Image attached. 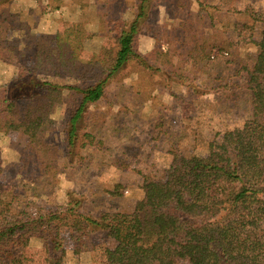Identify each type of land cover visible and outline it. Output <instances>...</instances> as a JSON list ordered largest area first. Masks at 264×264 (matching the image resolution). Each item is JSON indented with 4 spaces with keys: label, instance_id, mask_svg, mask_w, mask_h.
I'll list each match as a JSON object with an SVG mask.
<instances>
[{
    "label": "trees",
    "instance_id": "1",
    "mask_svg": "<svg viewBox=\"0 0 264 264\" xmlns=\"http://www.w3.org/2000/svg\"><path fill=\"white\" fill-rule=\"evenodd\" d=\"M10 1L0 0V11ZM159 2L209 8L202 0H134L129 17L109 19L114 39L109 57L75 56L73 40L57 35L47 53L36 44L28 57L30 66L19 54L15 73L2 86L0 123L4 129L18 132L31 151L47 148L45 153L51 154L45 135L54 125L55 104H63L60 135L65 159L78 165L83 150L91 145L84 132L89 107L105 97L107 87L127 64L136 63L161 76L168 88L175 83L188 87L191 96L205 92L170 61L167 52L156 47L145 54L136 49V38ZM246 12L251 20L245 26L261 25L253 41L255 52L236 57L228 75L229 84L249 96L251 109L242 124L223 130L204 154H173L157 178L143 181L142 195L129 212L85 211L73 192H67L61 212L41 211L32 201L16 208V195L7 198L9 186L0 180V264H25L24 249L34 236L43 240L46 264H63L66 249L58 220L66 218L74 247L81 248L84 238L95 231L111 241L104 248L103 264H264V11ZM189 19H184L188 26ZM185 23H181L182 31ZM189 28L199 38L205 37L197 28ZM223 41L194 39L195 47L203 45L195 60H208L213 47L226 51L231 42ZM62 78L73 82L57 80ZM170 90L171 96L183 101L182 93ZM35 159L38 163L42 156L37 154Z\"/></svg>",
    "mask_w": 264,
    "mask_h": 264
},
{
    "label": "rangeland",
    "instance_id": "2",
    "mask_svg": "<svg viewBox=\"0 0 264 264\" xmlns=\"http://www.w3.org/2000/svg\"><path fill=\"white\" fill-rule=\"evenodd\" d=\"M202 1L208 9L196 3L177 7L172 2H159L138 34L135 47L145 54L156 47L167 52L170 61L201 84L205 92L191 96L188 87L169 83L170 89L184 95L183 101H177L161 76L136 63L127 64L107 87L105 97L89 107L84 132L91 145L83 150L78 165H70L65 159L60 135L65 118L63 104H55L54 125L45 135L51 154L45 153L47 148L31 151L24 137L16 131H6L0 123V180L9 186L7 198L16 195V208L32 201L41 211L61 212L67 192H73L82 200L85 211L129 212L142 195L143 181L157 178L173 154H204L223 130L242 124L250 113L249 96L245 90L231 86L228 75L236 57L255 52L253 41L261 25L256 23L250 28L244 22L251 20L246 11H264V0ZM133 4L134 0H12L3 5L0 98L2 86L15 73L14 62L19 54L20 60L30 66L28 57L36 44L47 53L55 35L73 40L75 56L88 58L97 53L109 57L114 48L109 19L129 17ZM187 16L189 26L202 32L204 38L184 22ZM181 23H185L184 31ZM194 39L213 43L227 39L231 43L226 51L213 47L211 57L198 63L195 56L203 45L195 47ZM218 74L220 77L214 79ZM57 80L73 82L69 78ZM37 154L42 156L38 163ZM66 222L68 218L58 220L66 249L63 264H103L104 248L111 245L104 233L88 234L83 246L76 248ZM24 254L25 264H46L43 240L36 236L30 238Z\"/></svg>",
    "mask_w": 264,
    "mask_h": 264
}]
</instances>
